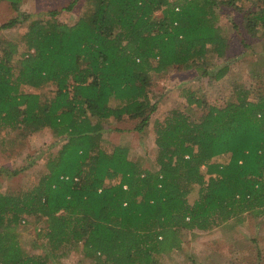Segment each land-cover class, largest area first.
I'll list each match as a JSON object with an SVG mask.
<instances>
[{"label":"trees","instance_id":"16d2710c","mask_svg":"<svg viewBox=\"0 0 264 264\" xmlns=\"http://www.w3.org/2000/svg\"><path fill=\"white\" fill-rule=\"evenodd\" d=\"M6 1L18 14L0 29L26 23L28 52L15 59L17 43L0 41V130L30 125L64 142L47 155L37 185L0 191V264H62L73 251L91 264H156L182 248L184 229L264 215V94L251 98L238 85L235 100L209 105L198 120L191 109H171L156 124L155 170L130 158V146L103 142L114 118L138 119L139 132L149 125L152 73L180 65L207 75L210 51L227 50L216 9L248 0H84L73 24L57 20V10L33 18L22 0ZM260 1L247 20L252 32L264 28ZM46 85L53 96L25 91ZM185 97L189 108L205 104L193 91ZM28 217L45 221L36 232L42 253L19 242Z\"/></svg>","mask_w":264,"mask_h":264},{"label":"rangeland","instance_id":"374dc122","mask_svg":"<svg viewBox=\"0 0 264 264\" xmlns=\"http://www.w3.org/2000/svg\"><path fill=\"white\" fill-rule=\"evenodd\" d=\"M72 1L22 0L19 8L33 15V18L47 17L49 12L57 10V20L73 24L84 9V0H79L74 9L64 10ZM261 4L260 0H248L218 7L217 25L227 39L226 56L217 57L210 51L207 75L180 65L163 74L152 73L150 96L154 109L149 125L139 132L135 129L138 119L131 116L114 118L105 125V147L111 149L114 145L126 144L131 148L130 158L142 156L144 167L155 170L156 124L162 122L171 109H191L189 113L198 120L209 105L222 107L235 100L234 89L238 85L246 87L251 98L264 94V28L259 25L252 32L247 25L251 11L260 10ZM160 13L157 12L158 15ZM17 14L18 11L9 1H0V25ZM26 30V23H19L12 29H0L1 42L17 43L15 59L28 52L27 44L22 39ZM221 70L224 75L219 77ZM54 88L53 85L38 89L25 87V91L46 98L54 95ZM188 90L199 96L204 106L193 104L189 108L185 97ZM22 129L24 131H11L10 128L0 130V191L3 193L20 194L37 185L47 170V155L56 152L64 142L63 138H54L47 129L33 131L30 125ZM228 157L224 155L219 161H227ZM13 170H17V173L12 174ZM197 197L196 188L190 196L191 202ZM242 219L241 222L231 219L209 231L184 229L181 232L182 248L161 256L156 264H264V215L246 212ZM44 226V220L26 218L17 228L20 244L35 254L42 253L45 242L36 232ZM33 241L37 244L34 248ZM61 261L62 264H91L80 251L71 252Z\"/></svg>","mask_w":264,"mask_h":264}]
</instances>
